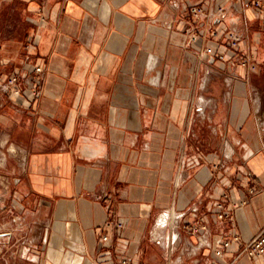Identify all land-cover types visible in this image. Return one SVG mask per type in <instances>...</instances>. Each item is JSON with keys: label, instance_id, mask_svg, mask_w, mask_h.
<instances>
[{"label": "crops", "instance_id": "0c3cea01", "mask_svg": "<svg viewBox=\"0 0 264 264\" xmlns=\"http://www.w3.org/2000/svg\"><path fill=\"white\" fill-rule=\"evenodd\" d=\"M13 75L0 264H264V0H0Z\"/></svg>", "mask_w": 264, "mask_h": 264}, {"label": "built area", "instance_id": "2783aa9c", "mask_svg": "<svg viewBox=\"0 0 264 264\" xmlns=\"http://www.w3.org/2000/svg\"><path fill=\"white\" fill-rule=\"evenodd\" d=\"M256 4L260 3V0H254ZM189 9L194 17H198L201 13V7L199 6H189ZM212 36H216L218 39L219 38H224L226 42V46L232 49L237 50L238 52L242 53V62L241 64L244 65L247 61V57L244 56L243 54V49H242V40L239 36L233 35L232 33H228L226 30H219V31H213ZM212 46H207L206 51L207 53H212L213 52ZM220 57L223 59L224 56L220 55ZM40 70L39 67L36 68V71ZM16 81V76L13 75L11 76L7 83L5 84H0V87L6 91H11L14 94L19 93V89L14 87V83ZM224 198H227V195H223ZM218 207H222V203L219 202ZM219 217H226L228 214L226 212H221L218 215ZM107 236H103V239H106ZM230 240L229 239H224L222 241L223 246L229 245ZM243 252L252 257V256H261L264 254V226L260 228L256 233H254L245 243ZM216 255L221 254V250H216ZM131 263V256L128 254H125L117 259V264H130Z\"/></svg>", "mask_w": 264, "mask_h": 264}, {"label": "bare ground", "instance_id": "6f19581e", "mask_svg": "<svg viewBox=\"0 0 264 264\" xmlns=\"http://www.w3.org/2000/svg\"><path fill=\"white\" fill-rule=\"evenodd\" d=\"M169 217H170V213L169 214H161L158 218V224L160 226H165L168 222ZM157 227H159V226H157Z\"/></svg>", "mask_w": 264, "mask_h": 264}, {"label": "rangeland", "instance_id": "374dc122", "mask_svg": "<svg viewBox=\"0 0 264 264\" xmlns=\"http://www.w3.org/2000/svg\"><path fill=\"white\" fill-rule=\"evenodd\" d=\"M218 9L220 10L221 8L219 7ZM212 30L217 31V29L214 28V27L212 28ZM219 30H226V29H225L224 27H220V28L218 29V31H219ZM219 39H220L221 42H223V43L225 42L224 38H219ZM238 53H239V52H238ZM258 77H259V76H257V75L255 76L256 79H257ZM173 221H175V219H174Z\"/></svg>", "mask_w": 264, "mask_h": 264}]
</instances>
